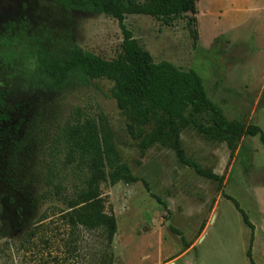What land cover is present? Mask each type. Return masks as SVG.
<instances>
[{"label": "rangeland", "instance_id": "obj_1", "mask_svg": "<svg viewBox=\"0 0 264 264\" xmlns=\"http://www.w3.org/2000/svg\"><path fill=\"white\" fill-rule=\"evenodd\" d=\"M124 24L154 62L195 70L227 120L264 132V0H196L193 14L167 23L128 14ZM64 42L106 60L122 52V34L110 15L65 10L55 0H0V264H107L110 253L111 264H250V229L226 196L253 224L251 259L264 264V146L258 137L243 135L230 156L224 142L182 129L177 142L184 157L222 181L198 175L179 160L164 117L130 127L111 97L112 80L57 91L37 86L31 76L36 46L55 49ZM86 117L109 127L119 162L138 178L111 184L112 165L104 160L107 179L99 193L116 221L111 243L99 229L67 225L63 202L36 198L48 163L66 194L84 185L86 173L63 147L62 133L67 123ZM170 226L181 232L186 250Z\"/></svg>", "mask_w": 264, "mask_h": 264}, {"label": "trees", "instance_id": "obj_2", "mask_svg": "<svg viewBox=\"0 0 264 264\" xmlns=\"http://www.w3.org/2000/svg\"><path fill=\"white\" fill-rule=\"evenodd\" d=\"M55 1L65 10L98 12L115 18L122 34V52L118 57L106 60L69 42H64L55 49L39 44L35 52L37 65L31 74L37 86L57 91L72 85L87 86L92 79L101 77L112 80L111 97L127 115L131 128L140 129L148 119L164 117L179 160L192 167L198 175L213 179L219 184L222 176L203 170L197 162L184 157L177 142L182 129L193 127L206 139L224 142L230 156L243 135L257 136L264 146V132L259 126L225 118L222 109L208 98L202 79L195 70L180 69L166 60L154 62L124 24L128 14L149 15L167 23L180 14H193L196 0ZM192 37L195 39L194 33ZM2 107L3 100L0 98V110ZM62 145L67 148L69 155L77 156L79 168L86 173L84 185L66 194L67 187L57 179L54 163H48L41 176V190L36 198L63 202L66 210L61 216L67 225L71 228L82 226L90 230L99 229L107 243H111L116 232V221L113 214L104 211V200L99 193V183L107 179L104 160L108 159L112 165L108 176L111 184L119 181L133 183L138 178L126 164L119 162L111 131L102 120L97 122L86 117L67 123L63 128ZM35 165L40 167V162H34V168ZM41 168H44L43 165ZM37 181L35 180L36 184ZM151 196L165 206L158 196ZM226 198L231 200L250 229L246 255L250 264H254L250 253L254 226L239 203L229 196ZM170 229L181 236L183 251L186 250L188 245L181 232L173 226ZM112 260L110 253L107 264H111Z\"/></svg>", "mask_w": 264, "mask_h": 264}, {"label": "flooded vegetation", "instance_id": "obj_3", "mask_svg": "<svg viewBox=\"0 0 264 264\" xmlns=\"http://www.w3.org/2000/svg\"><path fill=\"white\" fill-rule=\"evenodd\" d=\"M0 98L3 100V107H2V110H0L2 112V117L0 118V121H3L5 119V114H4V111H5V103H4V98L2 97V94L0 93Z\"/></svg>", "mask_w": 264, "mask_h": 264}, {"label": "water", "instance_id": "obj_4", "mask_svg": "<svg viewBox=\"0 0 264 264\" xmlns=\"http://www.w3.org/2000/svg\"><path fill=\"white\" fill-rule=\"evenodd\" d=\"M166 223H168V222L166 221Z\"/></svg>", "mask_w": 264, "mask_h": 264}, {"label": "crops", "instance_id": "obj_5", "mask_svg": "<svg viewBox=\"0 0 264 264\" xmlns=\"http://www.w3.org/2000/svg\"><path fill=\"white\" fill-rule=\"evenodd\" d=\"M185 253V252H184Z\"/></svg>", "mask_w": 264, "mask_h": 264}]
</instances>
